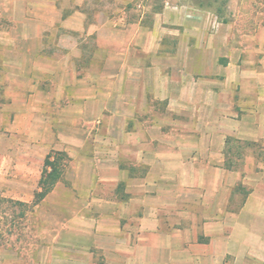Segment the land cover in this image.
Wrapping results in <instances>:
<instances>
[{
  "label": "crops",
  "instance_id": "obj_1",
  "mask_svg": "<svg viewBox=\"0 0 264 264\" xmlns=\"http://www.w3.org/2000/svg\"><path fill=\"white\" fill-rule=\"evenodd\" d=\"M68 1L75 9L58 18L62 56L37 50L49 64L37 70L52 73L66 99L69 123L50 149L67 152L86 186L72 191L61 180L45 196L65 222L53 237L60 243L32 264H196L228 254L255 262L264 238V50L231 47L227 24L199 6L89 19L85 0ZM77 36L93 39L88 54ZM85 120H103L106 141ZM228 137L252 142L235 169L225 168Z\"/></svg>",
  "mask_w": 264,
  "mask_h": 264
},
{
  "label": "rangeland",
  "instance_id": "obj_2",
  "mask_svg": "<svg viewBox=\"0 0 264 264\" xmlns=\"http://www.w3.org/2000/svg\"><path fill=\"white\" fill-rule=\"evenodd\" d=\"M84 2L81 8L89 19L94 18L97 12L114 17L124 11L131 19L140 13L152 17L163 9L174 11V4L188 9L199 6L227 24L231 47L237 45L242 50H264V0ZM74 9L75 5L68 0H0V264H32L37 256L46 254L45 246L51 241L60 243V239L53 237L65 222V214L54 209L56 205L49 201L42 200L31 209L18 201L31 202L43 157L50 148L59 147L53 145L60 144V129L69 123L67 116L60 114L66 99L60 98L52 73L37 70V66L48 68L49 64L38 62L36 53L43 50L42 53L56 58L62 56L61 46L65 42L59 38L62 29L58 18ZM75 39L87 54L93 49L92 38L77 36ZM76 63L84 67L87 59L82 57ZM103 123V120L100 123L85 120L79 125L87 130L99 126L100 138L106 141ZM90 139L85 142V147L91 144ZM85 151L90 153L87 148ZM231 156L238 162L236 151ZM74 165L73 161L67 164V173L64 172L65 177L60 182L72 191L80 190L83 184L86 186L77 182L79 177ZM233 190L244 195L247 193V187L241 185ZM51 253L58 255L59 251ZM256 253L253 257L255 262L246 261L252 257L243 259L228 254L223 257L213 255L211 261L197 260L196 264H264V238Z\"/></svg>",
  "mask_w": 264,
  "mask_h": 264
},
{
  "label": "trees",
  "instance_id": "obj_3",
  "mask_svg": "<svg viewBox=\"0 0 264 264\" xmlns=\"http://www.w3.org/2000/svg\"><path fill=\"white\" fill-rule=\"evenodd\" d=\"M252 142L241 141L232 137L226 139V150L228 158L225 163V168L235 169L237 168V163L231 156L234 151H236L237 159L243 158V149L250 146ZM71 161V158L67 152L63 150L50 149L44 156L43 164L40 172V176L37 183V188L33 193V197L30 203L20 202L18 203L25 206L27 209H31L40 203L45 196L53 189L58 181L63 179L65 168L67 164ZM122 183L118 184V188H121Z\"/></svg>",
  "mask_w": 264,
  "mask_h": 264
}]
</instances>
